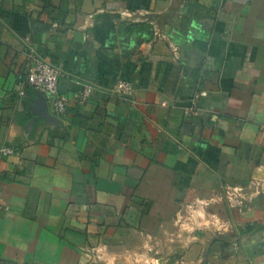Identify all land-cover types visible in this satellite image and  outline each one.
Here are the masks:
<instances>
[{"label": "crops", "instance_id": "obj_1", "mask_svg": "<svg viewBox=\"0 0 264 264\" xmlns=\"http://www.w3.org/2000/svg\"><path fill=\"white\" fill-rule=\"evenodd\" d=\"M29 49L67 109L26 132ZM3 147L0 264H264V0H0Z\"/></svg>", "mask_w": 264, "mask_h": 264}, {"label": "built area", "instance_id": "obj_2", "mask_svg": "<svg viewBox=\"0 0 264 264\" xmlns=\"http://www.w3.org/2000/svg\"><path fill=\"white\" fill-rule=\"evenodd\" d=\"M26 66L23 73L16 76L19 84L27 85L33 91L50 98L51 110L57 115L66 113V99L58 94L57 83L58 78L62 74L59 69L53 66L47 59L38 56L33 50L29 49L25 56ZM79 89L70 94V99L78 105L84 104L90 94L96 90H104L95 83L78 80ZM112 94L124 95L131 97V88L128 83L117 81L112 88L106 90ZM199 95V93L197 94ZM197 107L194 101L191 102L189 109L183 111V118L195 116ZM13 153L10 148H0L1 156H8ZM261 181H249L248 187L254 188V193H263L260 189ZM221 196L226 207L230 209H238L243 205L245 193L243 187L225 186L221 189Z\"/></svg>", "mask_w": 264, "mask_h": 264}, {"label": "water", "instance_id": "obj_3", "mask_svg": "<svg viewBox=\"0 0 264 264\" xmlns=\"http://www.w3.org/2000/svg\"><path fill=\"white\" fill-rule=\"evenodd\" d=\"M28 112L32 115L31 120L26 125V132L30 131L33 123L37 120H43L45 122H54L55 118L50 115L47 110L45 97L39 93H35L33 99H29L27 103Z\"/></svg>", "mask_w": 264, "mask_h": 264}, {"label": "trees", "instance_id": "obj_4", "mask_svg": "<svg viewBox=\"0 0 264 264\" xmlns=\"http://www.w3.org/2000/svg\"><path fill=\"white\" fill-rule=\"evenodd\" d=\"M255 228H259V227H255ZM261 229H264V226H261ZM249 230V229H248Z\"/></svg>", "mask_w": 264, "mask_h": 264}]
</instances>
